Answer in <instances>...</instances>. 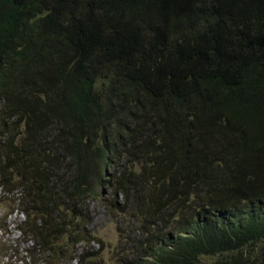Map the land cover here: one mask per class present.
Listing matches in <instances>:
<instances>
[{
	"label": "trees",
	"instance_id": "obj_1",
	"mask_svg": "<svg viewBox=\"0 0 264 264\" xmlns=\"http://www.w3.org/2000/svg\"><path fill=\"white\" fill-rule=\"evenodd\" d=\"M98 198L113 264H264V0H0V259L107 264Z\"/></svg>",
	"mask_w": 264,
	"mask_h": 264
},
{
	"label": "rangeland",
	"instance_id": "obj_2",
	"mask_svg": "<svg viewBox=\"0 0 264 264\" xmlns=\"http://www.w3.org/2000/svg\"><path fill=\"white\" fill-rule=\"evenodd\" d=\"M110 174V171L108 170ZM110 189H103L101 198L106 200H111ZM101 198L96 200H89L87 207L90 213V220L92 223V231L96 233L98 237L102 239V248L104 249L103 257L107 260V264H113L111 262V254L113 251L116 253L117 248H125L127 253H130L134 248V243L138 240L140 236V223L137 220H133V215L131 212H126L124 209L131 206L130 202L127 205L124 202L117 207L120 211L117 216L120 218L118 223L116 215L106 217L105 204L102 202ZM125 205V206H124ZM121 230L123 239L121 244H119V234ZM212 260H202V264H209ZM2 264V263H0Z\"/></svg>",
	"mask_w": 264,
	"mask_h": 264
},
{
	"label": "clouds",
	"instance_id": "obj_3",
	"mask_svg": "<svg viewBox=\"0 0 264 264\" xmlns=\"http://www.w3.org/2000/svg\"><path fill=\"white\" fill-rule=\"evenodd\" d=\"M1 159L4 160L3 156H1ZM110 173H111V171H110ZM101 193H103V190ZM110 194L108 195L109 197L111 196ZM88 202H89V200L86 202V206H87ZM11 208H13V207H11ZM11 208L8 210L4 209L0 212V219H3L6 217V220L4 221L5 226H6V233L0 232V237L3 236L7 244L17 238V236H18V230L17 229L19 228V221L22 220L21 215L16 210H14V211L12 210L13 212L11 214H9L11 211ZM87 209H88V207H87ZM88 213H89V210H88ZM89 215H90V213H89ZM105 216L107 218L109 217L106 212H105ZM133 220H135L134 215H133ZM91 225H92V223H91ZM91 230H92V226H91ZM92 233H93V231H92ZM93 235H96L98 237V235L96 233H93ZM98 239L100 242H95V243L91 244L92 246H94L95 251L103 249L101 247L103 241L100 237H98ZM118 240H119V244H121L122 238L120 235H119ZM118 249H119V247L117 248L116 253H117ZM114 253H115L114 251H113V253H110L111 256H113ZM0 263L5 264V259H0Z\"/></svg>",
	"mask_w": 264,
	"mask_h": 264
}]
</instances>
